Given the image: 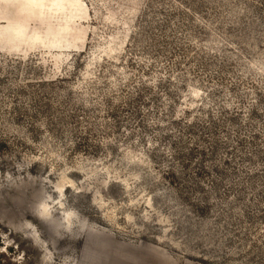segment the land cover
I'll return each instance as SVG.
<instances>
[{"label": "rangeland", "instance_id": "obj_1", "mask_svg": "<svg viewBox=\"0 0 264 264\" xmlns=\"http://www.w3.org/2000/svg\"><path fill=\"white\" fill-rule=\"evenodd\" d=\"M0 264H264V0H0Z\"/></svg>", "mask_w": 264, "mask_h": 264}]
</instances>
